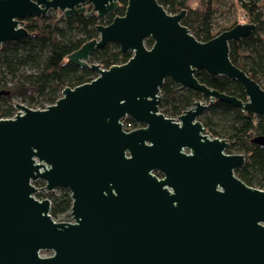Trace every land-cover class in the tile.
Segmentation results:
<instances>
[{
	"label": "water",
	"instance_id": "95a60500",
	"mask_svg": "<svg viewBox=\"0 0 264 264\" xmlns=\"http://www.w3.org/2000/svg\"><path fill=\"white\" fill-rule=\"evenodd\" d=\"M86 3L97 17L119 6L0 0V47L28 33L25 18L49 10L68 17ZM185 14L158 0H127L122 15L97 24L98 36L66 57L94 78L65 86L45 108L15 102V114L0 118V264H264V188L235 174L244 153L226 152L229 141L198 119L215 100L264 116V88L229 57V42L255 23L200 41L181 23ZM108 42L131 56L108 68L90 62ZM198 69L238 81L246 100L200 82ZM166 78L208 103L196 100L177 119L164 115ZM124 117L140 126L125 129ZM251 141L264 145V135ZM37 180L70 191L72 222L53 219L50 200L34 197Z\"/></svg>",
	"mask_w": 264,
	"mask_h": 264
},
{
	"label": "trees",
	"instance_id": "16d2710c",
	"mask_svg": "<svg viewBox=\"0 0 264 264\" xmlns=\"http://www.w3.org/2000/svg\"><path fill=\"white\" fill-rule=\"evenodd\" d=\"M237 1L250 22L255 23V28L246 36L229 42V57L234 65L264 88V1ZM118 2L115 13L103 18L86 17L83 14L64 17L60 10H50L46 14L27 18L28 33L3 43L0 48V118L13 115V98H20L32 108H45L55 102L65 86L74 87L94 78L96 73L88 66H78L66 57L86 41L98 36L96 24H108L115 14L124 13L127 0ZM158 2L169 13L185 9L186 14L181 23L198 40L207 41L216 35L212 29V0H200L196 7H188L187 0ZM235 24L237 23L234 22L229 27ZM145 44L150 47L152 40L146 39ZM130 56L131 51L122 52L116 43L108 42L94 49L90 62L108 68L127 61ZM195 76L200 82L220 92L246 100L244 89L236 80L205 69L196 70ZM160 93L159 110L169 117H177L191 107L195 100L203 98L199 91L180 87L169 78L160 86ZM199 120L211 136L229 141L226 152L237 148L244 153L245 163L235 170V174L249 186L264 188V145L251 141L255 135H264V116L215 100L200 114ZM123 126L130 130L139 125L131 118L124 117ZM34 182L44 184L41 180ZM56 190L36 194L50 200L51 217L62 221L65 216L70 215V191L67 188Z\"/></svg>",
	"mask_w": 264,
	"mask_h": 264
},
{
	"label": "rangeland",
	"instance_id": "374dc122",
	"mask_svg": "<svg viewBox=\"0 0 264 264\" xmlns=\"http://www.w3.org/2000/svg\"><path fill=\"white\" fill-rule=\"evenodd\" d=\"M199 1L200 0H187L186 4L188 7H196L198 5ZM261 1L263 2L264 0H261ZM212 2H214L213 3L214 13H213V19H212L213 33L217 34V33L221 32L224 29V27H229L234 22H236V23L250 22L248 16L245 14V12L239 6V3L237 0H212ZM201 99L203 100V98H201ZM12 102L13 103L21 102V103L27 105L28 107H30L26 102L22 101L20 98H13ZM33 108H38V107H33ZM14 109H15V107H14ZM173 118H175V117H173ZM229 153H243V152H241L237 148H232L229 150ZM33 184L37 188V191L34 193V197L37 199H41L42 197L40 198L36 193H44L46 191V189L44 188V184L37 183V182H33ZM40 187H42V188H40ZM56 189H58V188H56ZM56 189H54V190H56ZM57 221H59V220H57ZM62 221L72 222L73 219L70 215H68V216H65L64 220H62ZM51 254H52L51 250H42L41 251L42 256H48Z\"/></svg>",
	"mask_w": 264,
	"mask_h": 264
},
{
	"label": "flooded vegetation",
	"instance_id": "af4514ba",
	"mask_svg": "<svg viewBox=\"0 0 264 264\" xmlns=\"http://www.w3.org/2000/svg\"><path fill=\"white\" fill-rule=\"evenodd\" d=\"M116 9H117V8H116ZM90 10H91V5H90V3H86V4H85V10H84L82 13H78V14H83V15H85L86 17L96 16L95 13H90ZM49 11H50V10H49ZM87 13H89V14L87 15ZM113 13H115V11H114ZM109 14H111V13H108V14H106V15L103 16V17H106V16L109 15ZM71 15H73V14H71ZM115 15H117V14H115ZM115 15H114V16H115ZM69 16H70V15H69ZM114 16H113V17H114ZM96 17H97V16H96ZM103 17H97V18H103ZM113 17H112V18H113ZM28 18H29V17H28ZM26 19H27V18H25L24 21H23L24 24H25V27H26ZM98 24H101V23H98ZM105 24H106V23H105ZM105 24H104V25H105ZM96 25H97V24H96ZM1 46H2V45H1ZM0 48H1V47H0ZM89 61H90V58H89ZM197 100H201V101H204V102L208 103L207 98L204 97V96H203V100H202V99H197ZM195 101H196V100H195ZM195 101H194V102H195ZM193 105H194V104H193ZM193 105H192V106H193ZM199 116H200V115H199ZM172 118H173V117H172ZM175 118L177 119V117H175ZM198 119H199V117H198ZM137 124H138V123H137ZM138 125L140 126V124H138ZM139 126H138V127H139ZM154 173H155L158 177H162L161 172H159V171H155Z\"/></svg>",
	"mask_w": 264,
	"mask_h": 264
},
{
	"label": "built area",
	"instance_id": "2783aa9c",
	"mask_svg": "<svg viewBox=\"0 0 264 264\" xmlns=\"http://www.w3.org/2000/svg\"><path fill=\"white\" fill-rule=\"evenodd\" d=\"M15 112H16V110L14 111L13 115L15 114ZM13 115H12V116H13ZM12 116H10V117H12Z\"/></svg>",
	"mask_w": 264,
	"mask_h": 264
}]
</instances>
